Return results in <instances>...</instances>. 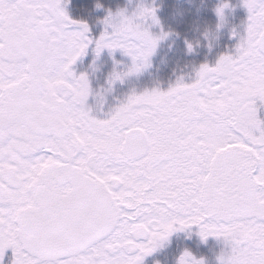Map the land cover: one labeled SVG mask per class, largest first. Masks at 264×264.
I'll return each mask as SVG.
<instances>
[{
  "label": "snow or ice",
  "instance_id": "obj_1",
  "mask_svg": "<svg viewBox=\"0 0 264 264\" xmlns=\"http://www.w3.org/2000/svg\"><path fill=\"white\" fill-rule=\"evenodd\" d=\"M242 2L234 53L97 118L72 65L94 44L138 72L168 35L144 27L156 10H120L92 39L62 0H0V264L8 249L12 264H142L193 225L229 246L219 264H264V0Z\"/></svg>",
  "mask_w": 264,
  "mask_h": 264
},
{
  "label": "trees",
  "instance_id": "obj_2",
  "mask_svg": "<svg viewBox=\"0 0 264 264\" xmlns=\"http://www.w3.org/2000/svg\"><path fill=\"white\" fill-rule=\"evenodd\" d=\"M140 0H75L72 17L80 19L101 29L98 24L109 12L116 13L126 8H136ZM232 0H155L152 8L164 26V36L158 44L157 57L153 73L158 80L172 87L178 80L188 83L202 64L213 65L222 53L231 54L238 43L234 37L236 30L246 17V9L237 6L223 11L224 18L216 13V8ZM99 5V7L97 6ZM210 31L212 39L205 36ZM192 45L189 52L187 45ZM157 58L159 61H157ZM105 60V58H104ZM109 63H103L107 67ZM194 78L191 79L193 81ZM211 243L208 247H212ZM182 249L207 259L214 255L207 250L195 249V244L174 241L172 255L164 260V264H175L176 257Z\"/></svg>",
  "mask_w": 264,
  "mask_h": 264
},
{
  "label": "rangeland",
  "instance_id": "obj_3",
  "mask_svg": "<svg viewBox=\"0 0 264 264\" xmlns=\"http://www.w3.org/2000/svg\"><path fill=\"white\" fill-rule=\"evenodd\" d=\"M66 1V0H65ZM67 2V1H66ZM155 0H140L139 5L140 6H145V7H151L154 5ZM228 7L230 9L241 6L246 9V7L243 6L242 0H232L230 3H227ZM131 8L125 9V12L127 15H131L133 12L137 10V8ZM227 7V8H228ZM226 8H224L225 10ZM246 11V17L248 19V11ZM68 14V13H67ZM109 15V14H108ZM106 14V17L108 16ZM105 17V18H106ZM105 18L101 21L98 22L100 25L101 29H98L94 27L90 33L89 36L92 39L98 38L102 32L105 31V24L103 21ZM156 18L159 21V23H154L151 19H148L147 21H144V27L147 28L148 32L153 36V37H159L161 36L162 32L164 33V26L161 24L160 19L157 17ZM247 19H245L243 22L239 24L238 31L236 35L234 36L237 41H239V35L244 34V31L247 26ZM71 27V26H70ZM72 28V27H71ZM74 29V28H72ZM111 31V29H108ZM161 39H158L156 42V46L154 50L151 52V55L148 56L147 62L145 63L144 67L141 68L140 71L134 72L130 75L123 76L129 77V82L138 84L141 83L142 86L145 87L146 91H151L153 89H159L161 91H167L170 87H168L167 84H164L161 82V80H158V78L151 73L152 70L154 69L153 66H155L156 62V57H157V50H158V44ZM234 53V52H232ZM96 56L98 57L97 59L99 60H107L109 62V66H114V68H121V70H113L112 72L116 73H126L129 71V69L132 67V59L130 56L124 54L123 50L121 49H115L114 51H109L108 49H104L101 51L99 56L96 55L94 51V44L90 45L86 51L85 54L83 55L82 62L86 61L87 56ZM157 61L159 59L157 58ZM215 65V64H214ZM212 65V66H214ZM101 67V66H100ZM196 77V73L191 77L194 78ZM190 81L188 83H191L194 81ZM259 115L262 120H264V106L259 108ZM175 227V226H174ZM174 241H182V242H188L195 244V249L199 250H207L210 251L213 255V259H207L204 257H200V255H197L196 253L192 252L190 249H182L180 251V254L176 257L175 259V264H178L179 257L185 252L188 251L191 253V255L198 261H202V264H219V257L222 253H227L230 249L229 246L226 244V242L223 240V238H216V237H208L206 240L201 239L199 235V231L193 230L190 227L187 229L185 228L184 230H179V231H174L170 236H168L167 239L162 240V243L160 244L159 247L156 248L154 252L151 254L147 255L144 257L142 264H164V260L172 255V250L171 247L173 245ZM213 244L212 247H208L210 244Z\"/></svg>",
  "mask_w": 264,
  "mask_h": 264
},
{
  "label": "flooded vegetation",
  "instance_id": "obj_4",
  "mask_svg": "<svg viewBox=\"0 0 264 264\" xmlns=\"http://www.w3.org/2000/svg\"><path fill=\"white\" fill-rule=\"evenodd\" d=\"M67 1V2H66ZM62 0V7L68 13V10L73 9L74 0ZM70 19H73L69 14ZM82 22V21H81ZM72 28H78V25H72ZM91 37V36H90ZM224 54V53H222ZM83 55L78 58L75 64L72 65V71L76 76L86 74L89 80L91 95L87 100V107L91 110V114L97 118H107L108 115L114 111L120 104L127 101V98L135 92L141 94L146 91L141 83L135 84L129 82V77L122 80H115L109 84V78L114 76L113 70H121V68L114 67H100L99 63L106 61H99L95 55L87 56L86 61L82 62ZM217 62V61H216ZM215 62V63H216ZM193 230L199 231V226L193 225L190 227ZM188 229V228H187ZM11 250H6L2 264H12Z\"/></svg>",
  "mask_w": 264,
  "mask_h": 264
},
{
  "label": "clouds",
  "instance_id": "obj_5",
  "mask_svg": "<svg viewBox=\"0 0 264 264\" xmlns=\"http://www.w3.org/2000/svg\"><path fill=\"white\" fill-rule=\"evenodd\" d=\"M98 7H99V5H97ZM120 11V10H119ZM119 11H117L116 13H112V15H111V17H106V18H108L109 19V23L110 24H116V25H119L120 23H121V21H122V18L118 15V12ZM205 36L209 39V40H211L212 39V34H211V32L210 31H206L205 32ZM144 66H142V67H140L139 69H138V71H140L141 70V68H143ZM130 70V69H129ZM129 72V71H128ZM128 72H126V73H128ZM126 73H116V75L117 76H121V77H123V76H126L125 74ZM162 243V241H160L159 242V246H160V244ZM223 254V253H222ZM221 254V255H222ZM221 255H220V257H221ZM219 257V258H220ZM194 260H196L192 255L190 256V257H186L185 258V261H186V264H194Z\"/></svg>",
  "mask_w": 264,
  "mask_h": 264
}]
</instances>
